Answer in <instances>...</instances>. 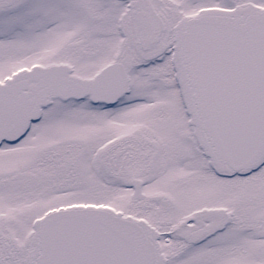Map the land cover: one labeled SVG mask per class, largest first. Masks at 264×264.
<instances>
[{
  "label": "snow or ice",
  "instance_id": "1",
  "mask_svg": "<svg viewBox=\"0 0 264 264\" xmlns=\"http://www.w3.org/2000/svg\"><path fill=\"white\" fill-rule=\"evenodd\" d=\"M0 264H264V0H0Z\"/></svg>",
  "mask_w": 264,
  "mask_h": 264
}]
</instances>
